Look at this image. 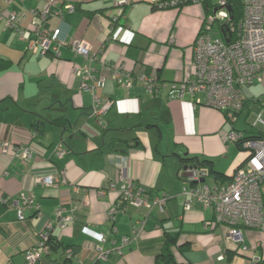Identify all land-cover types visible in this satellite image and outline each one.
Segmentation results:
<instances>
[{"label":"crops","instance_id":"obj_1","mask_svg":"<svg viewBox=\"0 0 264 264\" xmlns=\"http://www.w3.org/2000/svg\"><path fill=\"white\" fill-rule=\"evenodd\" d=\"M50 1L0 0L5 17L0 20V264H25L26 250L50 227L58 245L38 264H93L98 248L109 252L102 264H158L171 236L177 264H264V232L245 229L251 251L241 252L228 239L226 225H207L213 223L212 210L198 204L183 209L182 157L212 160L214 172L226 180L246 158L227 162L234 149L223 138L231 131L223 113L203 104V94L178 99L164 89L151 96L141 84L124 89L111 81L96 91L102 103L111 104L97 120L90 116L93 96L81 89L75 75L86 61L70 44L86 40L98 60L128 72L142 69L167 85L192 78L194 47L209 3L155 9L151 0H131L121 25L112 29L109 16L119 12L114 0H54L52 12L63 14L50 17L42 29H60L67 43L59 47V56L51 52L40 57L27 50L6 20L18 14L21 26L33 29L34 14ZM68 5L75 11H66ZM95 66L100 68V63ZM247 108L246 102L244 111ZM4 141L11 143L8 154L2 152ZM59 145L65 152L61 157L55 154ZM21 146L34 149L28 161L16 156L14 147ZM122 170L148 197L167 195L165 210L148 212L122 203L119 190L110 189L119 184ZM49 175L65 183H37ZM215 176L208 178L211 186L224 182ZM22 195L35 205L27 210L26 220L19 221L10 202ZM5 198L7 206L1 203ZM113 208L117 212L110 218ZM59 211L72 217L64 228L58 225ZM141 227L143 232L134 238ZM84 228L103 234L106 241L99 242ZM125 237L130 239L127 244ZM66 246L73 262L67 260ZM118 247L122 255L112 253ZM254 255L260 262H253Z\"/></svg>","mask_w":264,"mask_h":264},{"label":"built area","instance_id":"obj_2","mask_svg":"<svg viewBox=\"0 0 264 264\" xmlns=\"http://www.w3.org/2000/svg\"><path fill=\"white\" fill-rule=\"evenodd\" d=\"M13 0H7L11 4ZM204 0H151V3L159 9L181 8L185 3H200ZM242 16L238 23L233 22L231 8L228 0H217L215 8L207 15L203 28L196 40L194 47L195 73L192 78L183 82L167 85L160 82L157 77L145 70L128 72L124 66H116L105 60L97 58V52L86 40H74L70 46L73 51L84 58L86 63L75 69V75L80 79L81 89L89 92L94 99L90 116L101 120L110 109L109 102L102 103L96 91L105 88L108 82H114L119 87L130 89L135 84L143 85L151 96L159 95L164 89L169 91L171 98L184 99L186 96L196 98L197 94L205 96L203 104L219 110L225 119L235 124L241 117L244 108V88L255 82L264 83V0H240ZM54 0L42 11L34 14L33 29H24L21 26V16L10 15L6 20V27L15 30L21 40L27 43V50L32 54L45 57L48 53L59 56V47L67 43L62 38L60 29L52 32L43 30V25L54 15H62L52 12L51 6ZM132 4L131 0H114L115 9L118 13L110 14L111 28L117 27L125 18L124 9ZM66 11L74 12L75 7L68 5ZM5 17L0 11V20ZM219 26V36H214V26ZM99 62H98V61ZM100 63V68L95 64ZM202 102V101H201ZM264 126V119L259 122ZM264 133V132H262ZM223 138L226 143L237 145L246 151L244 162L233 173L230 180L218 182L214 186L206 183L209 178L207 169L195 164L184 167V181L186 186L181 192L184 199L183 209L187 212L196 204L214 213L212 224L226 225L228 227V239L237 244L241 252H250L251 248L246 245L243 232L245 229H253L264 232V134L250 137L246 132L235 129L224 132ZM11 143L3 142V154H8ZM22 147V146H21ZM14 147L16 156L28 161L34 155V149L30 147ZM57 156L65 154L59 145L55 148ZM119 184L113 183L110 189H118L122 203L137 209H145L151 212L157 209L163 212L168 200L167 195L150 198L144 190L135 185L122 170ZM65 179L57 176H44L37 178V183L45 186H57ZM2 204L8 200L2 199ZM17 208L19 221L26 220L27 210L34 207L31 197L22 195L13 200ZM117 212L113 208L109 214L112 218ZM59 223L64 228L70 221L71 216H63L58 212ZM51 230V227L49 228ZM49 230L41 234L35 247L24 253L25 264H37L44 253H48L47 245ZM84 233L92 235L99 242L106 241L103 234L84 228ZM143 232V227L136 230L134 238ZM129 238L125 237L123 243L127 244ZM112 253L122 255L121 248H115ZM109 252L97 249V260H106ZM260 258L253 256V262H260ZM218 264H222L218 262Z\"/></svg>","mask_w":264,"mask_h":264},{"label":"rangeland","instance_id":"obj_3","mask_svg":"<svg viewBox=\"0 0 264 264\" xmlns=\"http://www.w3.org/2000/svg\"><path fill=\"white\" fill-rule=\"evenodd\" d=\"M212 34L219 36V26H214ZM244 101L247 102L248 108L245 109L244 114L235 123V129L239 132L246 131L249 135L264 132V126L259 123L260 119H264V83L255 82L251 86H246L244 88ZM227 125L229 130H233L232 123L229 122ZM230 146H232L234 151H229L230 158L227 162H234L236 157L242 158V156H246V151L239 149L233 144H230ZM207 182L212 185V180L208 179Z\"/></svg>","mask_w":264,"mask_h":264},{"label":"trees","instance_id":"obj_4","mask_svg":"<svg viewBox=\"0 0 264 264\" xmlns=\"http://www.w3.org/2000/svg\"><path fill=\"white\" fill-rule=\"evenodd\" d=\"M205 2L209 3V7L207 5V8H208L209 12H211L213 10V8H215V6L217 4L216 0H205ZM187 4H192V2H187L183 6H185ZM228 4H229V6L231 8V15H232V18H233V22L238 23L240 21V19H241V16H242V6H241L240 0H228ZM153 6H154L155 9H159L155 5H153ZM246 134L249 135L247 132H246ZM263 134L264 133L259 132V133L252 134V135H249V136L250 137H256V135H263ZM190 164H195L197 166H200V167H203V168L207 169L208 172H209V175H210L209 178L212 177L213 175H217V176H215V178L216 179H221V181L225 182V181L230 180V179L226 180L225 178H223L222 174H216V172H214V170H213V161L210 160V159L199 158V157H182L181 158L182 167H185L186 165H190ZM5 206H7V203L5 204ZM175 242H176L175 237L171 236L168 239V241L165 244L162 252L158 256V259H157L158 260V264H177L175 262L174 258H173V253H172V249H171L172 246L175 244ZM47 245L49 246V250L57 247V245H58L56 240L52 237L51 233L49 234ZM67 248L69 249V246H66V250H68ZM48 253H50V251ZM66 253H67V251H66ZM66 257H67L68 261L73 262L72 261V252L70 253L69 250H68V253H67ZM74 264H84V263H83L82 260H78ZM93 264H102V263H101V260H95Z\"/></svg>","mask_w":264,"mask_h":264},{"label":"clouds","instance_id":"obj_5","mask_svg":"<svg viewBox=\"0 0 264 264\" xmlns=\"http://www.w3.org/2000/svg\"><path fill=\"white\" fill-rule=\"evenodd\" d=\"M10 204H11V202H10Z\"/></svg>","mask_w":264,"mask_h":264}]
</instances>
